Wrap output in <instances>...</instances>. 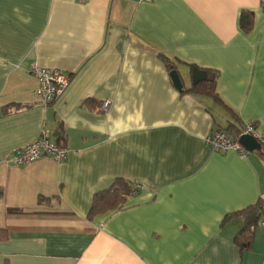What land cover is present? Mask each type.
I'll use <instances>...</instances> for the list:
<instances>
[{
  "label": "crops",
  "instance_id": "1",
  "mask_svg": "<svg viewBox=\"0 0 264 264\" xmlns=\"http://www.w3.org/2000/svg\"><path fill=\"white\" fill-rule=\"evenodd\" d=\"M33 66L70 76L47 107ZM194 69L220 103L176 87ZM235 118L264 139V0H0V264H264L224 222L264 200V144L207 142ZM59 127L64 162H7ZM116 179L145 190L89 217Z\"/></svg>",
  "mask_w": 264,
  "mask_h": 264
},
{
  "label": "built area",
  "instance_id": "2",
  "mask_svg": "<svg viewBox=\"0 0 264 264\" xmlns=\"http://www.w3.org/2000/svg\"><path fill=\"white\" fill-rule=\"evenodd\" d=\"M87 1L88 0H78L80 3H86ZM150 1L151 0H136L137 3H146ZM31 73L38 82V87L35 90V97L40 101L43 107L52 104L66 90L70 83V76L62 71L33 66ZM107 104L108 103H104L102 107L105 109ZM241 136H250L260 145L264 144V139L258 135L254 124H244L240 137ZM207 142L217 153L234 151L244 157L249 154V152L239 144L238 139L233 140L224 131H215L211 133L207 138ZM66 156V149L59 142L53 140L49 133L42 131L36 140L16 149L6 159L11 165L27 166L44 157H49L58 163H62L65 161ZM131 189L132 193H137L144 191L145 186L140 183H134ZM257 227L264 230V213Z\"/></svg>",
  "mask_w": 264,
  "mask_h": 264
},
{
  "label": "trees",
  "instance_id": "3",
  "mask_svg": "<svg viewBox=\"0 0 264 264\" xmlns=\"http://www.w3.org/2000/svg\"><path fill=\"white\" fill-rule=\"evenodd\" d=\"M240 25L242 28L248 30V27L251 25L249 18L244 17L243 15L240 18ZM163 62L168 67L170 72H173L171 63L166 59H162ZM182 93L196 94L200 96H206L219 102L216 93L214 92V80H205L202 81L187 90L180 89ZM236 123H230L229 126L222 130L227 133L229 137L233 140L239 139L243 125L239 122L238 118H235ZM217 131H221L217 129ZM58 138L57 142L62 139V129L59 127L57 131ZM132 183H129L123 179H116L109 186L108 189L98 191L94 194L91 203V209L89 217H92L98 213L108 212L120 207L126 198L132 194ZM2 197V191L0 189V199ZM264 213V200L258 199V201L240 211L227 215L224 219V222L229 219H237L241 221L242 227L240 231L234 237V244L238 247L240 253L248 251L253 242V236L255 228L258 225V222L262 219Z\"/></svg>",
  "mask_w": 264,
  "mask_h": 264
},
{
  "label": "water",
  "instance_id": "4",
  "mask_svg": "<svg viewBox=\"0 0 264 264\" xmlns=\"http://www.w3.org/2000/svg\"><path fill=\"white\" fill-rule=\"evenodd\" d=\"M205 80V74L199 70L194 69L191 72V81L193 85H196L200 81ZM174 81L175 84L177 85L176 87L178 89L180 88V82L178 80L177 75L174 76ZM239 144L248 152H253V151H259L261 149V145L252 137L250 136H241L238 139Z\"/></svg>",
  "mask_w": 264,
  "mask_h": 264
}]
</instances>
